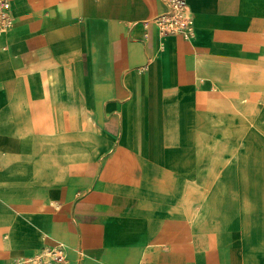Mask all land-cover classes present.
Returning a JSON list of instances; mask_svg holds the SVG:
<instances>
[{"label": "crops", "instance_id": "1", "mask_svg": "<svg viewBox=\"0 0 264 264\" xmlns=\"http://www.w3.org/2000/svg\"><path fill=\"white\" fill-rule=\"evenodd\" d=\"M186 3L10 0L0 264H264V0Z\"/></svg>", "mask_w": 264, "mask_h": 264}, {"label": "built area", "instance_id": "2", "mask_svg": "<svg viewBox=\"0 0 264 264\" xmlns=\"http://www.w3.org/2000/svg\"><path fill=\"white\" fill-rule=\"evenodd\" d=\"M166 9L157 14L152 20L163 35L179 34L184 39H190L194 33V18L186 0H162ZM10 0H0V35L11 28L13 18L9 13ZM61 244L45 246L39 254L30 257L32 264H52L64 262Z\"/></svg>", "mask_w": 264, "mask_h": 264}]
</instances>
